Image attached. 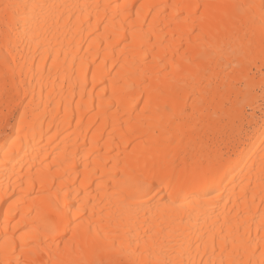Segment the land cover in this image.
<instances>
[{"label": "bare ground", "instance_id": "obj_1", "mask_svg": "<svg viewBox=\"0 0 264 264\" xmlns=\"http://www.w3.org/2000/svg\"><path fill=\"white\" fill-rule=\"evenodd\" d=\"M260 4L0 0V264H264Z\"/></svg>", "mask_w": 264, "mask_h": 264}, {"label": "snow or ice", "instance_id": "obj_2", "mask_svg": "<svg viewBox=\"0 0 264 264\" xmlns=\"http://www.w3.org/2000/svg\"><path fill=\"white\" fill-rule=\"evenodd\" d=\"M24 7L20 4H4L2 6V14H3V18L5 21V30L6 32L10 33L14 30L17 20L18 18L21 16V8ZM39 7V6H37ZM206 7V6H205ZM248 8H256V5H248ZM260 9V19H261V25L262 28H264V0H261V4L258 6ZM11 17V21L10 18ZM146 187V190L143 191V195L148 196L151 191L152 188L151 187ZM124 245V241L120 240L119 244L117 243L116 239H113L111 241V247L112 248H117L120 247L122 248ZM17 264H19V261L17 262ZM144 264H149V262H144ZM164 264H168V262H164ZM176 264H183L182 261H177ZM221 264H224L223 261H221Z\"/></svg>", "mask_w": 264, "mask_h": 264}, {"label": "rangeland", "instance_id": "obj_3", "mask_svg": "<svg viewBox=\"0 0 264 264\" xmlns=\"http://www.w3.org/2000/svg\"><path fill=\"white\" fill-rule=\"evenodd\" d=\"M246 102H247V101H246ZM245 109H246V111H247L248 113L251 112V108L249 107L248 104H246Z\"/></svg>", "mask_w": 264, "mask_h": 264}]
</instances>
